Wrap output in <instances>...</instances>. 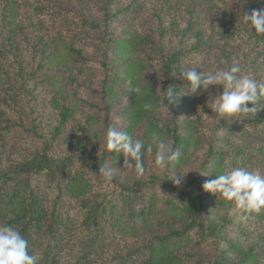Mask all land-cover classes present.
Returning a JSON list of instances; mask_svg holds the SVG:
<instances>
[{
  "label": "rangeland",
  "instance_id": "374dc122",
  "mask_svg": "<svg viewBox=\"0 0 264 264\" xmlns=\"http://www.w3.org/2000/svg\"><path fill=\"white\" fill-rule=\"evenodd\" d=\"M103 1L106 0H52L51 5L53 7L67 5L70 16L77 14L84 18L98 19ZM18 2L20 4L22 0ZM130 2L123 0L114 4L113 1L109 5L111 12L120 6L129 8ZM152 2L148 1L142 11L135 13L138 15H133L134 17L125 16L114 20L110 25L111 34H129L137 30L141 35L143 31L151 32L157 27L169 26L164 39L159 40L160 45L164 47L163 50L167 52L174 49L190 50L194 43L191 31L184 35L181 33L188 23L187 7H177L171 3L160 7L161 4L157 1L155 4ZM180 3L179 1L178 5ZM26 11L24 7H20L19 17L23 22V33L18 34L17 41L20 43V56L29 59L32 52L29 54L28 50H25V45L33 27ZM98 20L100 22V19ZM72 21L74 19L67 18L62 22L58 17L52 21V25L41 27L43 38L48 41L45 55L54 57L53 53L59 49L60 53L57 54L59 58L50 61L52 64L45 65L37 74L36 81L29 82L25 88L14 89L15 91L6 87L3 89L5 91L1 96H7L8 101L6 105L0 104V168L9 162L20 161L33 152L41 153L47 148L48 154L57 159L83 155L99 166L108 164L116 169L111 182L100 176L94 177L96 184L102 187L138 186L149 197L151 203L146 222L134 231H128L122 241L115 246L118 250L139 248L155 236L181 228L185 223V217L173 207L174 202L171 200L174 196L164 187V182L177 186L171 179L172 176L185 175L182 184L177 186L183 187L197 178L190 188L202 198L204 205L198 220L205 225L218 227L217 232L205 231L208 234V241L203 244L197 243L194 233H191L186 240L170 244L167 253L175 255L181 264H264V208L252 213L240 211L235 208L233 202L225 200L219 194L205 192L202 187L206 180L214 179L216 175L230 167L240 166L264 174V165L259 166L253 158L249 162L236 158L225 165L209 162L205 171H200L206 162L209 147L224 152H234L238 148L249 151V147L252 148L264 140V135L255 136L257 133L255 129L248 127L245 131L252 135L250 140L243 135L226 137L218 128L220 118L212 111L210 104L216 95L222 94L223 89L210 87L208 91L198 90L196 94H191L187 91L190 87L188 82L181 75H174L169 78L168 86L183 91L182 95L175 98L172 110L178 124V134L183 140V145L178 150L186 154L183 167L165 169L155 167V147L151 154L146 153L143 157L145 171L142 174H138L133 168L125 167L123 153L109 152L106 148L105 133L110 125H115L118 130L144 140L146 145L151 141L152 135L157 134L171 147V140L163 128L171 116L168 111L159 106L140 121L132 122L131 118V114L137 110L139 101H145V96L149 93L159 96L163 88L157 57L148 51H143L135 57L137 62L135 65L141 72L139 77H135L134 84L141 91L137 95L133 94L127 85L129 80L125 75L126 61L113 49L109 51L105 60L95 52V49L89 47L85 49L88 64L83 65L69 60L65 46L82 45L71 38L75 34L78 38L80 36L74 28L76 23ZM2 26L3 22L0 19V27ZM210 34L211 32L207 31L206 35ZM3 38L6 39L0 36L1 42ZM217 38L213 33V44L207 46L201 53L186 52L181 59L180 67L182 69L195 67L198 73L222 69L216 49ZM2 43L5 44L6 41ZM8 49L10 50V48L5 50ZM12 51L8 53L10 56ZM105 81L109 84L108 88L103 87ZM63 112H67L68 118L61 126L60 133L55 136L54 131L60 124ZM225 119L230 123L236 120L234 117ZM81 128L85 130V134Z\"/></svg>",
  "mask_w": 264,
  "mask_h": 264
},
{
  "label": "trees",
  "instance_id": "16d2710c",
  "mask_svg": "<svg viewBox=\"0 0 264 264\" xmlns=\"http://www.w3.org/2000/svg\"><path fill=\"white\" fill-rule=\"evenodd\" d=\"M113 1L118 4L123 0L103 1L99 22L98 19L77 14L70 16L67 5L53 7L52 0H22L20 4L18 0H0V19L3 22L0 36L6 38H3L5 44L0 39L1 106L8 101L7 96H1L5 87L11 90L25 88L29 82L36 81L37 74L45 65L59 58V49L53 53L54 57L45 55L48 41L40 30L41 27L52 25V21L58 17L62 22L67 18L76 20L72 23H76L74 28L80 34L79 38L76 34L71 38L82 45L65 46L70 61L88 64L89 60L85 56L87 47L95 49L103 60L113 49L126 61L125 75L135 83V77H139L141 72L135 65V57L143 51L157 57L163 88L159 96L149 93L145 101H139L131 118L132 122L140 121L159 106L168 111L171 116L163 128L171 140L173 151L181 149L183 140L178 134V124L172 113L175 99L167 107L164 91L170 87L169 78L181 75L180 63L186 52L201 53L213 44L212 35L215 33L222 69L238 64L242 68V73L238 75L251 72L258 82L264 83V34L257 35L250 25L243 23V14L252 9L264 8V0H130L129 8L120 6L111 12L109 5ZM148 1L154 4L157 1L160 7L165 4L187 7L188 23L181 33L184 35L191 31L194 43L190 50H163L159 40L164 39L169 26L157 27L151 32L143 31L141 35L137 30L129 34H111L110 25L114 20L138 15L135 13L142 11ZM20 5L28 11L33 27L25 45V50L29 54L32 52L29 59L20 56V43L17 41L18 34L23 33ZM207 31L211 32L208 36ZM6 48L10 50L6 51ZM11 51L12 56L8 54ZM61 57L65 62L64 56ZM106 86L108 88L109 84L105 81L103 87ZM172 88L176 89V94L180 93V88ZM145 105L151 107L146 109ZM247 106L251 108L253 105L249 103ZM256 106V112L238 116L234 122L220 118L218 128L226 137L243 135L250 140L252 135L245 131L248 127L255 129V136L264 135V99L258 101ZM67 118V112H63L60 124L55 128V136L60 133ZM80 130L85 134L84 129ZM258 143L249 147V151L238 148L234 152H224L209 147L206 162L200 171H205L209 162L225 165L236 158L244 162L253 158L262 166L264 140ZM47 151L44 148L41 153L33 152L20 161L9 162L0 168V224L21 232L28 241L30 254L40 256L38 264H181L175 255L167 253L170 244L186 240L191 233H194L197 243L203 244L208 241L205 231L217 232L218 227L205 225L198 220L204 205L202 198L190 188L197 178L183 187L164 182V187L174 196L171 200L174 202L173 207L185 217V223L168 234L151 238L139 248L115 249L128 231H134L146 222L151 205L149 197L138 186H98L94 177L98 178L100 166L90 158L71 155L57 159Z\"/></svg>",
  "mask_w": 264,
  "mask_h": 264
},
{
  "label": "clouds",
  "instance_id": "9594fccd",
  "mask_svg": "<svg viewBox=\"0 0 264 264\" xmlns=\"http://www.w3.org/2000/svg\"><path fill=\"white\" fill-rule=\"evenodd\" d=\"M243 23L250 25L257 34H264V8L252 9L243 14ZM190 87L188 93L196 94L198 90L208 91L210 87L222 88V94L216 95L211 101V109L219 118L238 117L257 111V102L264 99V83L258 82L251 72L242 73L237 64L229 69H215L208 72H197L195 67L185 68L179 72ZM131 93L135 94L141 89L127 81ZM167 98V107L173 100L182 95L176 94V89L169 87L164 91ZM253 106L249 108L247 105ZM146 109L151 105H145ZM105 144L109 152L123 153L125 167L133 168L138 174L145 171L144 159L146 153L151 154L155 147L154 166L159 169L168 167H183L186 154L175 150L159 135L153 134L151 141L146 145L144 140L137 139L127 132L120 131L115 125L106 129ZM116 169L108 164L100 166L98 177L105 181L114 179ZM185 175H174L171 179L175 185L182 184ZM203 190L212 194H219L227 201L233 202L236 209L252 213L264 208V174L258 171H249L244 167L233 166L214 179L206 180ZM40 256L30 254L28 241L18 229L0 224V264H38Z\"/></svg>",
  "mask_w": 264,
  "mask_h": 264
}]
</instances>
